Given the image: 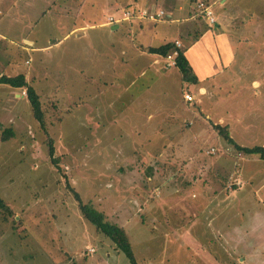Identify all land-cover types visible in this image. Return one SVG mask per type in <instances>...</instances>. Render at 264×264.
I'll use <instances>...</instances> for the list:
<instances>
[{
	"label": "rangeland",
	"instance_id": "1",
	"mask_svg": "<svg viewBox=\"0 0 264 264\" xmlns=\"http://www.w3.org/2000/svg\"><path fill=\"white\" fill-rule=\"evenodd\" d=\"M219 2L0 0V76L23 74L44 114L42 129L25 91L0 85V264H130L74 192L137 264H264V163L206 124L264 146V0ZM133 6L165 16L103 25ZM176 37L198 42L196 83L142 47Z\"/></svg>",
	"mask_w": 264,
	"mask_h": 264
},
{
	"label": "trees",
	"instance_id": "2",
	"mask_svg": "<svg viewBox=\"0 0 264 264\" xmlns=\"http://www.w3.org/2000/svg\"><path fill=\"white\" fill-rule=\"evenodd\" d=\"M206 5V4H205ZM203 16V15H202ZM149 54L157 55L159 57L165 58L167 55L171 54L173 51L177 52L175 57V68H177L181 79L183 82L196 83V76L192 71L190 64L184 56L185 48L180 49L175 46L172 42H167L157 47H149L146 50ZM0 85L9 86L13 89L24 90L26 93V99L32 110V115L34 120L44 129V114L41 107V102L39 95L35 89L28 84L25 76L23 74H18L14 77L0 76ZM206 124L211 128V130L217 131V136L221 137L225 144L230 148H233L237 152L241 153L243 156L250 157L251 159H257L264 163V146L255 147H242L237 145L228 133L226 126L214 125L211 123ZM214 132V131H213ZM13 137V133L10 130L4 132L2 137L3 141ZM54 148L53 145H49V157L53 158ZM54 166H56V160L53 159ZM74 198L78 203V209L82 218L90 223L98 232L106 235L111 239V241L116 245V248L122 252L130 264H137L129 247L128 240L123 238H116L115 233L119 231L115 227L109 226L103 215L97 213L89 203H82L78 194L74 192ZM0 210L5 212L6 215L10 214L8 207L4 204L3 200L0 198ZM4 217H7V216Z\"/></svg>",
	"mask_w": 264,
	"mask_h": 264
},
{
	"label": "built area",
	"instance_id": "3",
	"mask_svg": "<svg viewBox=\"0 0 264 264\" xmlns=\"http://www.w3.org/2000/svg\"><path fill=\"white\" fill-rule=\"evenodd\" d=\"M197 8L200 12V14L203 15V17L205 18V20L209 23V24H214L216 21L213 17V12L211 10L210 6H206L204 4V2L199 1L197 4ZM165 14L162 10H156V11H149V10H125L121 13V18L120 20H115L114 18L110 17L107 19V22L109 24L112 23H117L119 21H128L131 19H135L137 21H146L149 23H157L163 20ZM175 46L179 47V43L178 41H175ZM177 47V48H178ZM177 56V52L173 51L171 54L167 55L165 57V63L167 65V67H174L175 65V57ZM183 99L186 102H191L192 101V97L189 94H185L183 96ZM212 153V152H211Z\"/></svg>",
	"mask_w": 264,
	"mask_h": 264
},
{
	"label": "crops",
	"instance_id": "4",
	"mask_svg": "<svg viewBox=\"0 0 264 264\" xmlns=\"http://www.w3.org/2000/svg\"><path fill=\"white\" fill-rule=\"evenodd\" d=\"M199 2V1H198ZM215 2V1H214ZM226 2V0H220V2H219V4H223V3H225ZM143 8V9H142ZM126 10V9H125ZM125 10H123V11H125ZM127 10H135V11H138V10H151V9H146V8H144V7H129ZM156 10H158V9H155V10H151L152 12L153 11H156ZM177 10H180V7H178L177 8ZM108 18H110V17H107V19ZM120 18H121V16H120ZM204 18V17H203ZM205 19V18H204ZM137 21V20H136ZM206 21V20H205ZM207 22V21H206ZM122 23H127V24H129V25H131L132 23H133V21H132V19L131 20H128V21H119L118 23H115V24H122ZM138 23L139 24H141L142 22H140V21H138ZM149 23V22H148ZM158 23V22H157ZM208 23V22H207ZM112 24H114V23H112ZM215 24H216V22L214 23V24H209L208 23V25H210V26H213V29H214V27H215ZM103 25H111V24H109L107 21L103 24ZM210 29V28H209ZM176 39H178V37H176V38H174V40L173 41H169V42H174ZM200 39H203V36L200 38ZM147 40V38H144V41H146ZM27 42V41H26ZM151 42V41H150ZM28 44H30L29 45V47L31 48L33 45H32V43H30V42H27ZM198 42L197 41H195V43H193L192 45H189L188 47H186L185 48V52H184V56H185V58L187 59V61H188V63L190 64V66H191V68H192V71H193V73L195 74V72H194V69L193 68H195V64L193 65L192 63H191V57H188L187 55H186V50L188 49V48H191L194 44H197ZM162 44H164V43H162ZM161 44V45H162ZM160 46V45H159ZM144 49L145 48H147V47H155V46H152L150 43H148L147 45H144V46H142ZM144 49L143 50H141V48L140 49H138L139 51H141V53H143L142 51H144ZM137 51V50H136ZM144 52H146V54L147 55H149L151 58H149V59H152V60H157L158 59V57L159 56H157V55H152V54H149L147 51H144ZM144 54V53H143ZM162 58V57H161ZM174 68H175V66H174ZM10 77V76H9ZM254 84V86H257V83L256 82H254L253 83ZM199 92L200 93H202V94H205L206 93V90L204 89V88H200L199 89ZM181 101H182V107L184 108V107H186L185 105H187V106H189L188 104H190V103H185L184 101H183V99H181Z\"/></svg>",
	"mask_w": 264,
	"mask_h": 264
}]
</instances>
